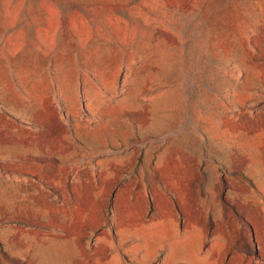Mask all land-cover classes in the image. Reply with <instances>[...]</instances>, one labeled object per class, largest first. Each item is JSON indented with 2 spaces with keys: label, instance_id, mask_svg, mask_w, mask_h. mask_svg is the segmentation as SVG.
Masks as SVG:
<instances>
[{
  "label": "rangeland",
  "instance_id": "374dc122",
  "mask_svg": "<svg viewBox=\"0 0 264 264\" xmlns=\"http://www.w3.org/2000/svg\"><path fill=\"white\" fill-rule=\"evenodd\" d=\"M0 264H264V0H0Z\"/></svg>",
  "mask_w": 264,
  "mask_h": 264
}]
</instances>
